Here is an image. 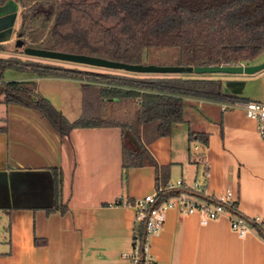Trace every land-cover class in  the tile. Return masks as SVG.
Segmentation results:
<instances>
[{
  "label": "crops",
  "instance_id": "0c3cea01",
  "mask_svg": "<svg viewBox=\"0 0 264 264\" xmlns=\"http://www.w3.org/2000/svg\"><path fill=\"white\" fill-rule=\"evenodd\" d=\"M18 30L0 33V43L15 36L19 41ZM20 54L15 56L24 57ZM11 70L5 81L35 80L70 121L107 114V101L83 85L94 82ZM216 75L224 92L264 99L261 73ZM223 102L184 97V121L170 134L143 140L158 170L153 164L123 167L120 126H78L63 135L39 110L0 102L5 127L0 130V264H127L123 253L131 251L138 226L135 200L155 192L157 183L183 179L190 185L206 171L201 197L230 188L240 213L264 218V140L258 122ZM201 137H207L206 145ZM54 169L62 173L58 201L64 211L51 209ZM200 219L198 213L169 208L150 240L155 263L264 264V238L257 231L240 236L227 214L205 224Z\"/></svg>",
  "mask_w": 264,
  "mask_h": 264
},
{
  "label": "trees",
  "instance_id": "16d2710c",
  "mask_svg": "<svg viewBox=\"0 0 264 264\" xmlns=\"http://www.w3.org/2000/svg\"><path fill=\"white\" fill-rule=\"evenodd\" d=\"M6 1L0 0V3ZM15 1L21 6L18 35L22 47L83 53L129 63H144V56H149L151 49L165 47L178 52L176 64L188 66L253 64L260 57L264 59V0H121L119 6L127 12L129 20L117 34L104 33L106 27L102 21L109 12L99 0H56L48 15L37 9L49 0ZM112 12H118V9L114 8ZM7 69L29 71L39 76L87 77L114 82L121 86L83 85L94 87V92L105 101L112 100L119 105L122 102L135 103L138 107L127 116L118 114L117 106L108 117L82 115L70 121L39 92L35 80L5 81ZM192 72L140 77L38 60L25 61L19 57H0V102L39 110L63 135L78 126H120L123 167L153 164L158 170L160 166L144 141L170 134L175 123L184 121L185 96L223 101L235 96L223 91L219 77L194 75ZM150 127L152 137L145 135ZM0 130L5 127L0 126ZM193 136L192 132L191 138ZM200 140L203 145L207 144V137ZM54 173L55 202L51 209L64 211L66 206L58 201L62 173L56 169ZM170 192L174 191L160 194L164 196ZM233 211L244 216L264 238V228L260 224L237 208ZM143 232V223L139 222L136 234L142 237ZM139 264H144L142 253Z\"/></svg>",
  "mask_w": 264,
  "mask_h": 264
},
{
  "label": "built area",
  "instance_id": "2783aa9c",
  "mask_svg": "<svg viewBox=\"0 0 264 264\" xmlns=\"http://www.w3.org/2000/svg\"><path fill=\"white\" fill-rule=\"evenodd\" d=\"M264 82V69L260 71ZM85 82H94L101 85L121 86L112 82H103L94 79L82 78ZM130 88L128 86H124ZM225 106L238 107L245 111L246 115L258 122L259 132L264 140V99L254 100L240 97H231L224 100ZM208 171L205 172V180ZM195 180L190 185L183 179L169 181L159 185L156 191L139 197L134 202L137 222H142L144 227L143 236L135 234L131 251L124 252L128 259L127 264H139L141 253L144 264H156L150 253L151 237L158 234L165 221L166 211L169 208H177L184 214L198 213L201 216V223L205 224L211 219H216L223 214L231 218V224L240 236L255 230V227L241 215H236L233 211L237 208L236 201L232 199V190L227 188L225 192L218 195H208L213 200L201 197L206 194V181ZM163 191H174L168 195L160 194ZM228 205L229 207H227ZM264 228V218L259 216L250 217Z\"/></svg>",
  "mask_w": 264,
  "mask_h": 264
},
{
  "label": "rangeland",
  "instance_id": "374dc122",
  "mask_svg": "<svg viewBox=\"0 0 264 264\" xmlns=\"http://www.w3.org/2000/svg\"><path fill=\"white\" fill-rule=\"evenodd\" d=\"M93 1V0H91ZM102 4L105 5L107 12H109V15L106 19H104L103 25L106 27L104 28L105 34H117L121 27H124V24H126L129 20V17L127 16V12L123 11L120 6L119 2L121 0H99ZM56 0H49L48 2H44L42 5L40 4L37 10H39L42 13H46V15L50 14L52 7L55 5ZM1 4V3H0ZM3 4V3H2ZM17 9V14H14L13 19V27H20L21 21H22V15L21 10ZM117 8L118 12H112V9ZM14 35V34H13ZM16 35V32H15ZM18 36L13 37L12 41L0 43V57H16V54H22L21 59L22 60H38L42 62H48V63H57L62 64L65 66H71V67H78L80 69L84 70H92L97 72H108V73H114V74H121V75H134V76H140V77H148L156 75L152 72H135V71H128L125 69H117V68H109V67H103L98 65H91L87 63H79L74 61H68V60H61V59H54V58H47V57H40V56H34L27 54L23 48L22 44L20 43V40H16ZM29 40V39H28ZM20 54V55H21ZM144 63H153V64H159V65H175L178 61V52L176 50H168V48L165 47H159V48H153L151 49V53L149 56H144ZM10 72H14L11 69H7L4 72V79L9 75ZM189 72V71H188ZM194 75H202V76H210L213 77L216 74L219 75V73L214 72H205V73H198V72H192ZM260 73V72H257ZM217 76V75H216ZM118 106V107H117ZM105 111H107V114H105V117H108L111 112L114 111V108H119V112L121 115H129L136 110L138 107L135 103H125L122 102L120 105L115 102L107 101L104 104ZM147 135L151 136L153 134L152 128L147 129ZM203 176L200 177L199 181L204 182ZM205 178V176H204ZM176 181V180H174ZM169 182V181H168Z\"/></svg>",
  "mask_w": 264,
  "mask_h": 264
},
{
  "label": "water",
  "instance_id": "95a60500",
  "mask_svg": "<svg viewBox=\"0 0 264 264\" xmlns=\"http://www.w3.org/2000/svg\"><path fill=\"white\" fill-rule=\"evenodd\" d=\"M18 3L15 0H7L0 4V33L11 35L13 30V16L17 14ZM23 50L30 55L87 63L109 68L125 69L135 72L152 73H177L182 71H194L198 73H230V74H254L264 69V61L253 64H211V65H159L153 63H129L125 61L108 59L83 53L52 50L42 47L26 46Z\"/></svg>",
  "mask_w": 264,
  "mask_h": 264
}]
</instances>
